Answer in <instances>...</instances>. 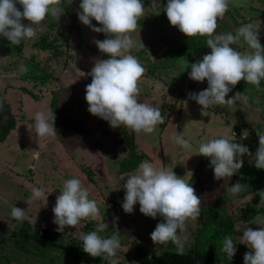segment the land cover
<instances>
[{"label":"rangeland","instance_id":"rangeland-1","mask_svg":"<svg viewBox=\"0 0 264 264\" xmlns=\"http://www.w3.org/2000/svg\"><path fill=\"white\" fill-rule=\"evenodd\" d=\"M66 1L76 14L81 36L77 33L67 35L64 51L58 58L47 60V54L37 51L38 34L35 38L22 40L20 45H14L10 52L0 56V96L10 105L17 119L16 128L0 144V261L5 260V264H109L106 258H94L85 253L80 239L105 222L108 226L99 234L104 238L117 235L120 241L113 259L123 264H137L135 258L140 251L152 256L166 249H176V244L168 241L160 245L151 240L150 234L162 217L145 216L139 211L138 203L132 213H125L122 208L126 192L123 185L127 176L135 174L139 166L127 172L119 170V161L127 156V149L108 121L87 110L89 105L85 100L86 85L91 83L88 73L97 59L109 58L99 51L94 40L106 37L79 20L77 12L81 0ZM142 3L145 11L140 18L145 24L138 25L136 31L129 34L134 41L130 54L146 69L139 81L137 99L160 109L164 127L158 124L152 133H136L124 125L133 135L136 151L145 155L142 162L173 169L191 183L200 196L201 209L221 199L220 214L230 217L236 230L264 227L263 213L247 214L251 206L264 205V199L259 195L264 191V169L256 168L254 161L259 144L257 131L264 132V79L259 87L241 80L226 97L244 92L247 102L241 100L211 106L207 115H202V106L188 94L207 88V80L194 81L188 73L191 64L211 49L207 47L186 57L179 55L177 49L186 35L172 26L167 16L154 19L157 13L164 12L167 0H142ZM262 11L264 0H229V10L218 20L216 34H235L243 24L253 23L260 28L259 39L264 46ZM92 24L101 26L94 19ZM233 47L242 52L250 51L242 39ZM34 75L38 80L28 78ZM22 87L32 90L39 99L30 97ZM37 111L55 115L56 136L38 138L34 131ZM178 132L190 141L191 149L185 150L175 142L173 134ZM222 137L246 145L252 155L242 157L244 163L239 172L217 180L210 158L196 153L202 140ZM90 175L92 180L88 178ZM73 177L81 179L88 188L89 199L96 200L99 215L95 219H82L75 227L66 226L61 233L56 231L57 225L53 223V207L64 182ZM237 182L243 184V188L233 195L228 187ZM33 188L43 189L44 195L31 199ZM15 206L25 210L26 220L32 226L47 228L53 236L61 238L62 244L74 241V247L68 250L43 246L13 235L11 210ZM199 225L197 219H189L185 230L178 232L184 241V251L196 243ZM242 234L230 236L237 249L231 259L222 251L226 237L218 239L215 264H244V254L251 249L239 243Z\"/></svg>","mask_w":264,"mask_h":264},{"label":"clouds","instance_id":"clouds-1","mask_svg":"<svg viewBox=\"0 0 264 264\" xmlns=\"http://www.w3.org/2000/svg\"><path fill=\"white\" fill-rule=\"evenodd\" d=\"M60 4L61 0H0V35L17 46L24 39L35 38L38 32L45 31L43 22L49 14L59 19L64 13ZM79 9L77 15L84 25L96 33L105 34V39H95L94 43L101 53L109 56L97 59L88 73L91 83L85 88L87 110L108 121L113 128L123 124L136 133H152L158 124L164 122V116L159 108L138 101V85L146 69L137 57L130 54L134 41L129 34L136 31L138 19L144 15L142 0H81ZM228 10L229 0H167L163 8L170 24L178 27L187 37H209L206 43L210 53L192 63L188 73L194 81L207 80V88L188 94L190 99L202 106V115H207L211 106L241 100L247 102L244 92H236L228 99L226 97L241 80L259 87L264 79V46L259 39L258 26L247 23L236 29L235 34H216L218 20L223 19ZM93 19L101 26L93 25ZM241 39L250 51L242 52L233 47L240 44ZM0 120L7 121L3 100H0ZM34 120L38 138L57 135L54 114L37 111ZM257 135L259 144L255 152V167L264 169V132L257 131ZM173 139L185 150L192 147L182 132L174 133ZM196 154L210 158L217 180L232 177L242 168V157L252 155L246 145L232 142L228 137L202 140ZM123 187L126 190L122 202L124 212L132 213L138 203L139 211L145 216L154 219L158 215L162 217L150 234L151 240L160 245L172 241L176 244L177 254L183 255L184 241L178 232H183L186 221L197 219L201 211L200 196L191 183L178 176L173 169L157 168L153 163L143 161L135 174L127 176ZM242 188L243 184L237 182L228 187V191L236 195ZM43 195V189L33 188L31 199ZM89 195L81 179L73 177L64 182L53 207L56 231L63 233L66 226L75 227L82 219H95L99 215L98 204L96 200L89 199ZM259 195L264 199V191ZM11 216L20 223L26 219L25 210L16 206L12 208ZM107 226L105 222L98 224L96 230L82 235V248L94 258L102 257L108 259L109 264H119L113 259L120 247L119 237L104 238L99 234ZM234 241L231 237L223 241L222 251L230 259L237 251ZM239 243L251 249L244 254V264H264V227L256 230L246 227Z\"/></svg>","mask_w":264,"mask_h":264},{"label":"trees","instance_id":"trees-1","mask_svg":"<svg viewBox=\"0 0 264 264\" xmlns=\"http://www.w3.org/2000/svg\"><path fill=\"white\" fill-rule=\"evenodd\" d=\"M59 7L64 10V13L59 19L49 14L44 21L45 31L42 33L38 32L36 40L37 51L47 54V60H49L50 57L58 58V56L62 54L66 45L67 35L77 33L81 36V29L77 22L76 14L70 10L67 1L61 0ZM260 14L264 16V11ZM165 16V12L157 13L154 19H161ZM60 20L63 21L64 24L61 23ZM144 24L145 22L142 18L138 19V25L142 26ZM208 38L207 36L199 35L195 37L186 36L183 44L177 49V53L186 57L191 53L199 52L207 48L206 42ZM13 48H15V46L11 45L7 38L0 35V56L7 54ZM28 78L34 81L38 77L34 75ZM22 90L33 99H39V96L32 90L26 87H22ZM0 100H3L1 96ZM4 104L7 121L3 122L0 120V144L3 143L10 135L11 131L17 126V119L15 114L11 111L10 105L5 101ZM160 125L163 126L162 124ZM114 131L117 133L119 141L124 145L125 149H127V156L119 161V170L121 172H127L136 169L145 155L136 151L133 135L126 130L123 124H121L120 127L114 128ZM199 165H201V163ZM88 178L91 180L93 179L91 175ZM221 204L223 205L221 199H217L201 209L200 215L197 218L200 225L197 229L196 243L190 249L184 251L183 255H178L174 248L166 249L164 252L152 256H148L143 253V251H140L135 258L137 264H215L218 256V239L220 237H230L233 234L237 235L243 232V230H236L234 228V221L230 217L220 214ZM254 213L264 214V205L261 207L254 205L247 210L249 216H252ZM11 219L12 234L20 236L24 240L36 241L43 246L65 247L68 250H71L75 245L74 241L62 244L60 237L53 236L51 232L43 226H32L26 219L23 223L16 221L14 218ZM0 241H2L1 238ZM3 263L7 262L4 260ZM119 264L123 263L119 262Z\"/></svg>","mask_w":264,"mask_h":264},{"label":"water","instance_id":"water-1","mask_svg":"<svg viewBox=\"0 0 264 264\" xmlns=\"http://www.w3.org/2000/svg\"><path fill=\"white\" fill-rule=\"evenodd\" d=\"M0 264H5V263H3V262L0 261Z\"/></svg>","mask_w":264,"mask_h":264}]
</instances>
